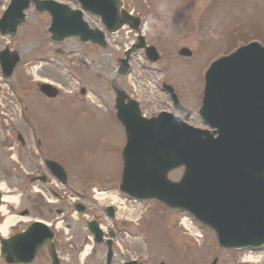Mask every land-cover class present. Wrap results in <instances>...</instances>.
Returning a JSON list of instances; mask_svg holds the SVG:
<instances>
[{
    "label": "rangeland",
    "instance_id": "374dc122",
    "mask_svg": "<svg viewBox=\"0 0 264 264\" xmlns=\"http://www.w3.org/2000/svg\"><path fill=\"white\" fill-rule=\"evenodd\" d=\"M123 1L127 10L135 9L142 14L144 21L148 23L146 29L150 39L157 44L162 55L161 63L154 68L151 66L156 69V73L144 68L138 59L131 62L133 77H123L121 85L132 90L135 84L140 87L136 91H142L141 88L146 83L143 78H150L151 84H155L154 80L162 77L160 80L172 83L180 95H189L195 100L194 96L199 95L202 90L201 70L214 57L223 54L219 50L228 51L253 40L264 46V0ZM27 13L25 27L10 46L20 56L24 54V60L18 65L15 77L13 75L10 79H3L0 72V140L10 138L8 134L12 133L15 143L16 134L24 128L20 118L21 105L17 100V91H21L20 94L25 97L29 121L39 128L44 142L53 146L54 155L65 160L67 171L74 177L73 182L76 180L84 184L83 189L99 185L105 180L116 182L122 171L121 152L125 136L115 118L108 111L99 108L103 105L101 100L106 105L109 104L108 95L112 94L110 80L117 73V59L122 54L112 48L102 50L91 45L83 46L74 39L56 45L47 33L48 16L33 9ZM115 43L124 47L127 42ZM3 46L4 43L0 40V47ZM181 47L193 52L191 59L179 58L178 51ZM58 49L63 53L59 54ZM30 54L33 59L28 57ZM38 57L40 60L36 62L35 58ZM38 78L42 79L40 83L48 81L58 86L62 97L50 103L38 96L30 98L29 81ZM26 83L28 89L23 93L21 89H25ZM82 86L89 91L88 97L82 99L84 105L64 103L72 97L75 89L77 92ZM150 89L154 96L160 95L156 93L154 85ZM157 99L160 100V96ZM3 107L7 108L2 109ZM195 107L197 106L193 107L194 111L197 109ZM194 117L193 123L200 126L199 118ZM7 127L10 128L8 131L5 130ZM4 152L5 149L0 146V160L1 153ZM8 165L0 162V171L4 172ZM179 177L180 172L170 175L172 180ZM22 179V174L14 172L5 177L0 175V183L5 186V191L23 186ZM3 194L20 196L17 191ZM117 206L118 218L139 219L138 226L122 225V220H115V228L120 229L116 239L118 246L115 247L117 264L132 258H137L140 264H207L215 257L219 259L218 264H241L245 259L244 253L220 250L214 234L207 229H201L202 239L196 245L198 238L190 236L180 226L183 215L171 213L161 204L140 203L135 211L131 210L128 203L126 206L123 203ZM18 211L15 210L12 214L16 216ZM40 215L45 220L54 216L48 215L46 211ZM37 217L35 213L30 216ZM4 220L1 217L0 222ZM69 224L71 230L67 239L70 241L63 240L64 236L61 239L65 242L64 245H68L62 247L64 254L68 253L69 245L78 248L87 236L82 230L81 218L75 229L73 221L69 220ZM15 230H20L19 225ZM134 233H138L140 237ZM102 251L101 247L95 248L85 264H101ZM69 255L74 264H81L76 259L75 252ZM261 257L259 264H264V253ZM38 264L47 263L42 259Z\"/></svg>",
    "mask_w": 264,
    "mask_h": 264
},
{
    "label": "water",
    "instance_id": "95a60500",
    "mask_svg": "<svg viewBox=\"0 0 264 264\" xmlns=\"http://www.w3.org/2000/svg\"><path fill=\"white\" fill-rule=\"evenodd\" d=\"M77 1L84 10L101 16L109 31H116L130 21V17L121 9L120 0ZM36 6L39 11L46 10L53 17L49 32L55 41L76 35L82 41L91 40L104 46L103 36L90 31L83 22L82 12L70 11L54 2H36ZM8 18L17 20L7 31L14 35L23 19L21 8L11 10ZM1 26L4 30L8 20ZM1 60L4 62V70L10 75L16 59H8L5 55ZM222 72L228 76L233 72L237 76L242 75V79L248 80L250 88L258 90L260 111L264 116V50L257 45L244 48L216 69L213 76L212 72L208 74L205 106L201 112L207 122L210 120L209 89L214 77H222ZM243 89L246 90L245 87ZM43 92L48 97L56 96L47 87L43 88ZM121 120L127 124L126 130L130 137L138 118ZM162 123L161 119L146 122L145 126L152 135L139 155L128 159L125 157L124 190L141 199L156 197L172 210L189 211L203 224L216 229L223 246L240 248L247 244L257 246L264 243V126L246 130L248 139L237 147L235 143L230 144V141L222 146L217 145L207 133L178 129L171 123L159 126ZM126 155L128 157V151ZM231 159L236 163L233 171L248 175V178L245 177L248 184L244 194L239 193L240 182L238 187L225 184L226 189L218 185L216 172L222 163ZM173 164H184L187 167L181 183L172 184L166 178ZM134 177L139 178L140 182L136 183ZM138 189L144 191L139 192ZM52 237V233L43 226H34L26 234L3 241V256L10 264H19L25 260L29 262L43 241L51 240ZM50 253L55 261L53 246H50Z\"/></svg>",
    "mask_w": 264,
    "mask_h": 264
},
{
    "label": "flooded vegetation",
    "instance_id": "af4514ba",
    "mask_svg": "<svg viewBox=\"0 0 264 264\" xmlns=\"http://www.w3.org/2000/svg\"><path fill=\"white\" fill-rule=\"evenodd\" d=\"M9 1L10 0H0V4L6 5L8 4ZM123 94L124 95H120L119 97H117L116 92L113 90V95L109 97V104L106 105L104 102L105 107L108 109L107 111L110 113L111 117L112 116L114 117L115 102L117 99L120 102H122V104L127 103L128 93L125 91L123 92ZM47 101H50V100H47ZM221 103L223 106L228 105L231 107L233 104V101L232 99H228V100L223 99L221 100ZM141 109L142 110L144 109L148 116H153L154 114L149 103H142ZM17 135L20 138L18 140V136H17V143L15 147L8 146L7 144L3 145V147L6 148V152H8L7 157L10 159H14L19 166L18 168H14L15 173L17 174L23 173L24 175H34L35 176V175H40L39 173L43 172L44 174L48 176L49 180L52 179L51 176L49 175L50 173H49V170L47 169L46 161L52 159L55 156L53 149L48 147L49 151L45 152V155H47L48 157H44L41 160L39 159V155H38L40 154L38 149L41 147V142L39 138L36 137L38 135V131H36V129H34L33 127L30 128L29 126H24V128L20 129V133ZM12 151L14 152L13 155L11 153ZM1 156H3V154ZM6 173L7 171H5L3 174L0 171V175H4ZM49 180L48 179L46 180V184L43 186L41 191H43L44 193L51 192L56 195V192L53 189L46 187L47 185L50 184ZM28 187L26 183L23 182V186H21L18 189L22 192V196H21L22 204H25L27 206L25 210L29 209L31 213H35L36 210L39 211L40 213H43V209L45 208L47 212H52V207L45 204L43 199L39 195H35L32 190H27ZM30 189H31V186H30ZM58 205L60 207H65L66 204H65V201L62 200L58 202ZM63 212L64 211L62 210H56L55 214L61 215L63 214ZM37 259L39 260V258Z\"/></svg>",
    "mask_w": 264,
    "mask_h": 264
},
{
    "label": "bare ground",
    "instance_id": "6f19581e",
    "mask_svg": "<svg viewBox=\"0 0 264 264\" xmlns=\"http://www.w3.org/2000/svg\"><path fill=\"white\" fill-rule=\"evenodd\" d=\"M36 70V68L34 69V71ZM0 189L4 190V186L0 185ZM5 202L8 204H18V198L17 197H6L4 198ZM116 201V199H114ZM114 201V202H115ZM4 214H6V211L4 210V208H2V210ZM18 218L16 217H7L5 222L2 224V226L0 227V235H2L3 237L7 236L8 233L10 232L11 228L14 227L17 222H18ZM90 248L88 247L85 252V254L83 255V257L86 256V253L88 252ZM250 260L252 258H249Z\"/></svg>",
    "mask_w": 264,
    "mask_h": 264
}]
</instances>
